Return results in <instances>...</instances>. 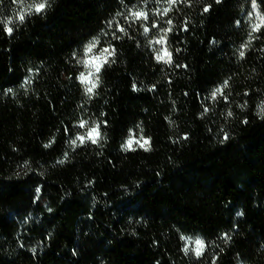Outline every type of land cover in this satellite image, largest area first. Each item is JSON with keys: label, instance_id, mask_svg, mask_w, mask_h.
<instances>
[{"label": "trees", "instance_id": "1", "mask_svg": "<svg viewBox=\"0 0 264 264\" xmlns=\"http://www.w3.org/2000/svg\"><path fill=\"white\" fill-rule=\"evenodd\" d=\"M14 2L0 264H264V0H48L23 22ZM93 40L114 55L88 93Z\"/></svg>", "mask_w": 264, "mask_h": 264}, {"label": "snow or ice", "instance_id": "2", "mask_svg": "<svg viewBox=\"0 0 264 264\" xmlns=\"http://www.w3.org/2000/svg\"><path fill=\"white\" fill-rule=\"evenodd\" d=\"M17 3H20L21 5L24 4V0H16ZM169 4H175L177 2V0H168ZM217 2H219V0H217ZM48 6V0H33V3H31L30 5H28V8H26L23 12L19 13V20L21 22L24 21L25 19V13H31V11H34L35 13H42L45 8ZM253 7H255V3L253 4ZM205 11H207L208 9L205 8L204 9ZM167 9L165 10V14L167 13ZM133 16L137 19H140V18H144V19H147V16L145 13H142V12H136V13H133ZM9 24H11V21L9 20L8 21ZM170 23V21H169ZM258 27L259 26H254L253 28V31H256L258 30ZM6 32L11 35L12 34V28L11 27H7L6 29ZM119 31L123 32L124 29L123 28H120ZM145 31H147V29H145ZM163 41H157V43H161ZM98 43V41L96 40H93L92 42H90L87 46H86V54H90L93 52V49L95 48L96 44ZM241 56L244 55L243 52L240 53ZM114 55V49L110 50L109 48H103L100 52V54L98 56H92L90 57V60L89 61H85L86 64H89V63H92L94 61H101L100 64H95L94 67H95V73H99L100 70H101V67H102V64L103 63H107L108 62V57ZM164 56H167L168 59L165 60L164 62L165 63H171V53H168L166 50L164 52V55L163 56H158V59L160 60H163L164 59ZM92 75V72H89V76ZM81 81L82 82H87V78L85 76H83V74L81 75L80 77ZM97 81H98V76H97ZM225 87L227 86V81H225ZM96 87V84L93 83L91 87H87L86 91L88 93H92L93 91V88ZM217 93H220V94H223V91H222V88L221 89H217L214 93H213V98H215L216 94ZM229 115H231V113H229ZM84 125L81 124V127H83ZM98 127V126H97ZM96 134L97 136L99 135L97 130L96 129H92L89 133H88V139H91L93 143H96V139H93V134ZM79 139L81 140V142L84 141L85 137H79ZM225 139H227V135L225 136ZM133 143H137L139 144V141H133L132 139H129L125 145V148L127 150H134L132 149V145ZM148 141L145 140L143 144H141L140 146L141 147H144L145 150H148V148L146 147L148 145ZM197 249H196V254L197 255H200L201 253V250L203 249V242L202 241H199L197 240ZM185 251H187V249H185Z\"/></svg>", "mask_w": 264, "mask_h": 264}, {"label": "rangeland", "instance_id": "3", "mask_svg": "<svg viewBox=\"0 0 264 264\" xmlns=\"http://www.w3.org/2000/svg\"><path fill=\"white\" fill-rule=\"evenodd\" d=\"M31 3H33V0H28V1L24 0V4L23 5H21L20 3L14 2V6L16 7V9H15L16 11L15 12L17 13V15L19 16V13L23 12L26 8H28V5H30ZM32 12H34V11H31V13ZM26 14H29V13L26 12L25 15ZM100 52L101 51H99L97 49V46H95V48L93 49V52L90 53V57H92V56H98L100 54ZM109 58L110 57H108V60H109ZM89 60H90V58L88 59V61ZM100 63H101V61H94L92 63H89V67H90V71L89 72H92V75L91 76L87 75L86 78H87V81L89 83H91V84H93L96 81L97 76L100 74V72L99 73H95V67H94V65L95 64H100ZM104 64L105 63L102 64V67L104 66ZM102 67H101V69H102ZM94 139H96V141H98L99 140V135L97 136L94 133ZM199 241H201V240H199ZM196 242H197V240L194 243H190L189 244L190 249H195V252H196V249L198 247V245H197ZM203 249H204V246H203ZM203 249L201 250V252L203 251Z\"/></svg>", "mask_w": 264, "mask_h": 264}]
</instances>
